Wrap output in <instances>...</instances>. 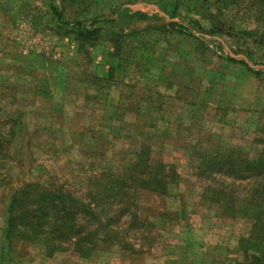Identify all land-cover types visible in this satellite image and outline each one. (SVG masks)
Masks as SVG:
<instances>
[{
  "label": "rangeland",
  "instance_id": "obj_1",
  "mask_svg": "<svg viewBox=\"0 0 264 264\" xmlns=\"http://www.w3.org/2000/svg\"><path fill=\"white\" fill-rule=\"evenodd\" d=\"M124 9L154 18L85 36ZM255 13L250 0H0V264H247L250 224L214 203L210 187L221 181L241 197L252 181L199 168L210 155L264 149ZM169 21L184 28L149 27ZM141 146L176 172L164 194L137 193L151 239L132 230L133 250L84 258L5 238L7 205L23 183L80 189L89 170L117 169Z\"/></svg>",
  "mask_w": 264,
  "mask_h": 264
},
{
  "label": "trees",
  "instance_id": "obj_2",
  "mask_svg": "<svg viewBox=\"0 0 264 264\" xmlns=\"http://www.w3.org/2000/svg\"><path fill=\"white\" fill-rule=\"evenodd\" d=\"M255 17L264 25V0H250ZM56 17L59 14L53 9ZM154 15L140 9H124L110 19L97 21L85 30L88 38L116 36L136 22H150ZM153 30L184 28L176 21L150 24ZM264 87V71L257 73ZM200 174L218 173L236 180H251L241 197L234 186L210 187V198L230 215H240L250 224V234L241 240L247 264H264V149L252 158L236 151L206 157ZM176 178L171 165L155 157L148 147L134 151L132 159L117 169H91L80 189L53 180L25 182L11 195L6 209L5 238L39 244L46 252L71 250L80 257L117 245L133 250L129 232L138 230L151 239L150 223L136 214L139 190L164 194ZM123 218V220H122ZM121 220V221H120ZM145 236L143 238H146Z\"/></svg>",
  "mask_w": 264,
  "mask_h": 264
}]
</instances>
